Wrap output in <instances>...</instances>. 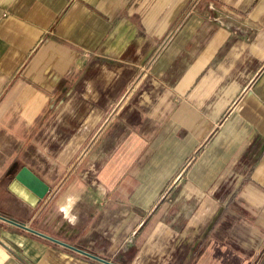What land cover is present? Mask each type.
Masks as SVG:
<instances>
[{
    "label": "crops",
    "instance_id": "obj_1",
    "mask_svg": "<svg viewBox=\"0 0 264 264\" xmlns=\"http://www.w3.org/2000/svg\"><path fill=\"white\" fill-rule=\"evenodd\" d=\"M0 215L113 264H264V0H0ZM0 264L107 263L0 218Z\"/></svg>",
    "mask_w": 264,
    "mask_h": 264
},
{
    "label": "water",
    "instance_id": "obj_2",
    "mask_svg": "<svg viewBox=\"0 0 264 264\" xmlns=\"http://www.w3.org/2000/svg\"><path fill=\"white\" fill-rule=\"evenodd\" d=\"M9 190L15 194L17 197L21 198L22 200H24L26 203H28L29 205H31L32 207H37L41 201L45 198V196L48 194L49 192V186L48 184H46L40 177H38L32 170H30L28 167H23L20 169V171H18L12 178V181L9 185ZM0 218L12 223L18 227L27 229L33 233L39 234L45 238H48L50 240H53L57 243L63 244L67 247H70L76 251L82 252L92 258H95L97 260H100L102 262H105L107 264H113L110 263L104 259H101L99 257H95L89 253H86L84 251H82L81 249H78L76 247H73L71 245H68L62 241H59L57 239H54L52 237H49L47 235H44L40 232H37L33 229H30L29 227H27L24 223L18 222L14 219L5 217L0 215Z\"/></svg>",
    "mask_w": 264,
    "mask_h": 264
}]
</instances>
